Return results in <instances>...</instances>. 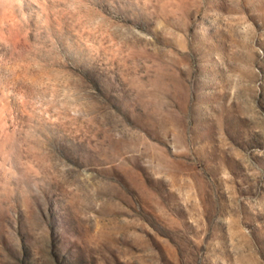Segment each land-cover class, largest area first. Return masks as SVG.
Masks as SVG:
<instances>
[{
    "label": "rangeland",
    "instance_id": "374dc122",
    "mask_svg": "<svg viewBox=\"0 0 264 264\" xmlns=\"http://www.w3.org/2000/svg\"><path fill=\"white\" fill-rule=\"evenodd\" d=\"M0 264H264V0H0Z\"/></svg>",
    "mask_w": 264,
    "mask_h": 264
}]
</instances>
